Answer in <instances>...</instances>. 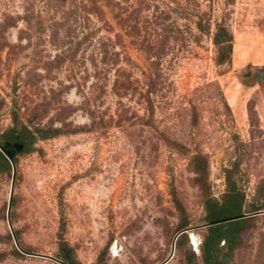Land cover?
Here are the masks:
<instances>
[{"label":"rangeland","instance_id":"1","mask_svg":"<svg viewBox=\"0 0 264 264\" xmlns=\"http://www.w3.org/2000/svg\"><path fill=\"white\" fill-rule=\"evenodd\" d=\"M92 1L0 0V131L12 111L76 130L17 156L9 209L13 168L0 171V264H62L60 235L79 264H201L227 174L260 209L224 258L264 264V0H193L153 50Z\"/></svg>","mask_w":264,"mask_h":264},{"label":"trees","instance_id":"2","mask_svg":"<svg viewBox=\"0 0 264 264\" xmlns=\"http://www.w3.org/2000/svg\"><path fill=\"white\" fill-rule=\"evenodd\" d=\"M168 1L174 6L171 7L166 4L164 7L155 3L152 5V10L145 14H143V10L149 6V0H139L137 6L135 3H128V1L122 3L120 0H105L104 5L109 8L116 25H118L123 33L128 36L138 48L139 45L146 43L147 46L153 50V45L157 43L160 36V33H158L157 30L159 29L164 35V32L171 30L173 25L177 26L175 17L170 15L171 11L182 10L188 13L189 4L193 2V0ZM142 4L145 6L144 8ZM104 5L101 4V0L92 1V8L98 18H103ZM195 6L197 7V4H195ZM195 12L197 16V19L195 20L196 28L200 32L208 33L210 19L208 17L203 19V16L198 12V9ZM105 22L111 26L107 21ZM143 26L145 28L152 27L155 34L151 35L149 38L141 36L140 32L145 29ZM140 37H142V39ZM119 92L120 91L115 90V94L121 96L122 93ZM145 100L147 102L149 116L152 117L153 107L149 94L146 95ZM65 126V124L59 126L41 125L31 117L23 119L18 112L12 111L11 124L0 131V148L12 152V161L8 160L5 154L0 150V171H9L13 165H16L17 156L21 153H29L33 151L34 146L38 141L54 138L66 133L76 132L75 129L66 128ZM193 164L195 169H197L199 166L198 155L193 157ZM226 185V192L222 199L214 196L207 199L204 206L205 224L213 220L235 216L241 213H254L260 209L252 208L250 210H245V194L237 187L233 174L226 175ZM12 203L13 199H11V204ZM249 218L250 217L246 216L236 220L207 225L206 233L203 236L200 246L201 264H228L224 258L225 253H223V249L227 250L229 253L233 252L240 240L243 225ZM60 228L62 232L64 230L63 218L60 221ZM185 228H187L185 224L181 225L179 231ZM183 233L185 234V232H182V234ZM13 234L18 242V232L14 230ZM16 252L19 253L17 250ZM228 252L226 254H228ZM55 257L62 264H79L72 247L68 245L63 238V235L59 236L58 250ZM189 264L197 263L190 260Z\"/></svg>","mask_w":264,"mask_h":264},{"label":"water","instance_id":"3","mask_svg":"<svg viewBox=\"0 0 264 264\" xmlns=\"http://www.w3.org/2000/svg\"><path fill=\"white\" fill-rule=\"evenodd\" d=\"M0 150L5 154V156L7 157L8 160L12 161V152L10 150H5L3 148H0ZM13 173H12V183H11V190H10V193H9V200H8V209L10 208V205H11V199H12V194H13V183H14V175H15V167L13 165ZM248 216V214L246 213H241V214H238V215H235V216H229V217H224V218H221V219H217V220H213V221H210L209 223H207L206 225H213V224H218V223H223V222H226V221H231V220H236V219H240V218H244ZM10 225V224H9ZM188 228H185L183 230H181L179 233L181 232H186ZM11 234H12V237L14 239V242H15V245L17 246L18 248V243H17V240L13 234V231L11 229ZM58 261V260H57ZM167 260L163 261L162 263L160 264H164Z\"/></svg>","mask_w":264,"mask_h":264}]
</instances>
